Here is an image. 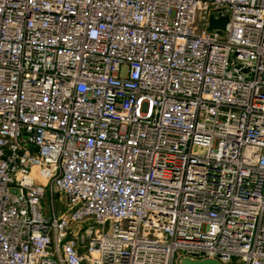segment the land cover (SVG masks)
Masks as SVG:
<instances>
[{"label": "built area", "instance_id": "2783aa9c", "mask_svg": "<svg viewBox=\"0 0 264 264\" xmlns=\"http://www.w3.org/2000/svg\"><path fill=\"white\" fill-rule=\"evenodd\" d=\"M184 257L264 264V0H0V264Z\"/></svg>", "mask_w": 264, "mask_h": 264}, {"label": "water", "instance_id": "95a60500", "mask_svg": "<svg viewBox=\"0 0 264 264\" xmlns=\"http://www.w3.org/2000/svg\"><path fill=\"white\" fill-rule=\"evenodd\" d=\"M227 23V19L219 18L218 20H215L213 17H210L209 19V29H224L225 25ZM178 264H221L220 262L213 260V259H202V260H194L191 258H181L178 261Z\"/></svg>", "mask_w": 264, "mask_h": 264}, {"label": "rangeland", "instance_id": "374dc122", "mask_svg": "<svg viewBox=\"0 0 264 264\" xmlns=\"http://www.w3.org/2000/svg\"><path fill=\"white\" fill-rule=\"evenodd\" d=\"M58 203H56V211H61L62 207H60V205H57ZM42 207L44 210L49 208V202H48V198L42 201Z\"/></svg>", "mask_w": 264, "mask_h": 264}]
</instances>
